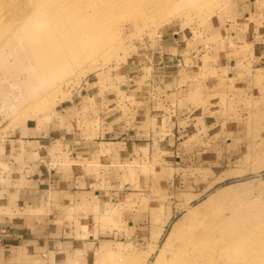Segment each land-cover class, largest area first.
Returning a JSON list of instances; mask_svg holds the SVG:
<instances>
[{"label":"rangeland","instance_id":"rangeland-1","mask_svg":"<svg viewBox=\"0 0 264 264\" xmlns=\"http://www.w3.org/2000/svg\"><path fill=\"white\" fill-rule=\"evenodd\" d=\"M249 3L0 0V183L10 180L6 172L31 162L63 174L81 172L89 139L105 135L106 127L112 134L122 119L129 129L132 120L146 116L144 105L158 103L157 119L138 135L150 143L124 151L121 160L108 158L99 198L80 210L85 216L81 239L90 242L82 259L141 264L171 211L150 261L161 251L168 255L172 244L166 236L186 212L176 208L190 201V208L208 203L216 227L227 234L229 245L218 251L229 259L226 264H264V103L247 101L243 109L242 91L225 89L220 99L237 102L239 112L230 110L228 124L213 135L205 126L183 125L188 131L178 132L174 124L158 121L164 83L178 85L181 69L217 73L230 44L224 24L238 23L240 40ZM256 8L264 9V0ZM49 33L60 44L49 49L47 61L37 49ZM172 33L179 43L166 42ZM199 50L205 56L200 66H191ZM166 52L176 54L175 60L163 58ZM181 58L185 66L179 65ZM33 149L41 151L30 156Z\"/></svg>","mask_w":264,"mask_h":264},{"label":"crops","instance_id":"crops-1","mask_svg":"<svg viewBox=\"0 0 264 264\" xmlns=\"http://www.w3.org/2000/svg\"><path fill=\"white\" fill-rule=\"evenodd\" d=\"M249 2V10L243 14L246 22L240 40L236 38L239 33L237 30L240 29L236 27L238 23L224 24V29L229 32L225 38L229 39L230 44H227V50L219 60L217 73L204 74L200 68L186 72L181 69L175 81L178 85L171 87L164 83L163 102L159 106L162 111L158 121L174 124L178 132L188 131L183 125L205 126L206 132L213 135L219 131L218 126L228 124L225 119L230 110L239 112L240 105L237 102L220 99L225 89L228 94L242 91L245 98L243 109L247 107V101L264 103V9L257 10L259 0ZM167 41L174 45L181 38L172 33ZM172 54L166 52L163 58L175 60L176 54ZM203 56L201 50L194 52L190 58L193 62L191 66H200ZM178 60L180 66H185L186 59ZM183 77L186 79L182 84ZM193 93L196 98L190 100ZM156 104L144 105L146 116L132 120L129 129L124 130L122 119L112 134L106 127L103 131L105 135L89 139L88 145L84 147L88 151H84L86 154L81 172L63 174L56 167L46 169L32 162L24 168L18 166L19 169L14 172L12 169L6 172L10 180L0 183V264H88L82 259V249L90 242L81 239L85 216L80 210L84 205L93 206L94 199L99 198L98 187L108 158L121 160L124 151L150 143L149 138H138V135L144 124L157 119L154 110ZM40 151L33 149L28 154L36 155ZM74 158H78L76 154ZM93 158H98L97 164H92ZM178 207L175 212H179ZM173 214L169 211L161 219L157 233L162 228L165 232ZM89 236L90 241H94V236Z\"/></svg>","mask_w":264,"mask_h":264},{"label":"bare ground","instance_id":"bare-ground-1","mask_svg":"<svg viewBox=\"0 0 264 264\" xmlns=\"http://www.w3.org/2000/svg\"><path fill=\"white\" fill-rule=\"evenodd\" d=\"M48 17L50 18V16ZM44 22L47 23L46 17L44 18ZM50 22L49 24H51ZM37 24L38 22L35 20V25ZM44 35L45 38L40 39V43H38L37 53L49 61L52 50L56 49V46L60 44V40L57 35L50 33ZM22 48H24L23 45ZM190 203L189 201L177 209L179 211L185 208L186 212L182 213L172 223L166 236L168 237V242L172 244L169 253L167 252L168 255L164 251H161L159 254H156L153 261H150V257L154 251L152 247L141 264H226L229 261L223 254H218L219 249L223 245H229V242H227V239H224V236L227 234L221 228L216 227V219L209 214L208 203H201L194 208H190ZM160 235L161 232L159 230L156 240L159 239Z\"/></svg>","mask_w":264,"mask_h":264}]
</instances>
